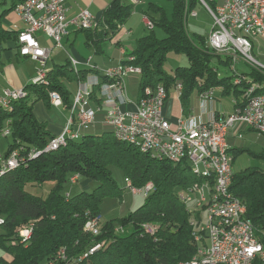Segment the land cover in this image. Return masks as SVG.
I'll return each instance as SVG.
<instances>
[{"label":"trees","instance_id":"1","mask_svg":"<svg viewBox=\"0 0 264 264\" xmlns=\"http://www.w3.org/2000/svg\"><path fill=\"white\" fill-rule=\"evenodd\" d=\"M6 1L0 0V5H5ZM18 1L10 0L0 18L13 12ZM169 1L172 2L170 20L160 8L148 7V12L158 13L157 18L149 16L148 19L163 31L164 38L158 39L152 29L135 41L130 55L135 59L133 64L141 69V75L132 82L131 91L139 95L146 87L162 85L169 93L175 83H181V104L187 107L194 91L198 94L220 88L223 96L233 97V107L240 106L245 83L236 85L227 75L229 58L212 54L203 45L205 39L196 43L187 34L185 10L192 11L197 0ZM130 16L131 6L113 0L99 20V26L106 29L81 32L86 33L98 51L100 44L119 32ZM16 38L17 33L4 30L0 25V54L4 42L16 41ZM168 55L184 56L187 66L167 74L164 64ZM89 74V70L74 72L70 62L66 61L48 72V86L26 85L28 97L15 102L11 112L0 109V129L6 121L11 129L8 146L15 147L17 141L26 148L42 150L54 136L46 130L44 123L36 120L33 106L41 100L50 107L47 93L55 91L60 94L64 108L68 109L71 100L65 85L84 80ZM242 75L253 82L264 83V75L251 68ZM197 81H200L199 85ZM240 132L241 128H235L228 134L236 138ZM83 134L79 141L29 159L0 178V264H49L52 260L55 264H178L189 261L196 245L192 239L190 216L178 200V193L199 179L186 166L154 160L118 141L107 127L96 125ZM228 153L232 163L243 153L264 159V152L255 153L240 146L229 148ZM110 168L119 169L135 189L151 183L153 191L134 211L126 209L122 216L104 221L100 234L92 237L83 233V226L89 218H104L107 211L101 209L102 202L115 199L125 204L123 191L116 185ZM75 175H78V181H92L97 186L90 193L69 196L64 190L73 186L70 179ZM46 183H52V187L45 198L25 190L27 186L41 187ZM230 192L245 205V218L252 223L257 241L264 246V172L252 167L234 173ZM27 223H33L34 227L30 239L21 243L15 230ZM145 224L156 227L152 236L144 233L142 225ZM117 227L125 228L127 232L116 235ZM100 243L104 245L98 251L79 260ZM60 250H64L65 260L57 259ZM252 264H264V260L255 258Z\"/></svg>","mask_w":264,"mask_h":264},{"label":"built area","instance_id":"2","mask_svg":"<svg viewBox=\"0 0 264 264\" xmlns=\"http://www.w3.org/2000/svg\"><path fill=\"white\" fill-rule=\"evenodd\" d=\"M132 1V0H131ZM212 18V25L205 39V48L214 55L229 58V71L233 72V82L239 85L245 83L242 103L233 107L228 114H223L215 103V92H200L197 95L201 113L192 114L191 107L180 109V116L174 124L163 116V107L168 93L162 85L155 88L146 87L133 99L130 96L127 80L129 77H139L141 69L135 66L134 57L120 50L121 58L113 66L100 68L90 64V76L77 82L76 91L67 110L68 118L62 131L54 136L42 150L26 148L15 142L6 152H0V173L6 163H23L42 155L44 149L53 143L75 142L77 134L88 130L97 124L116 130L117 133L128 134L138 140L146 137L148 144L157 153L164 155L166 162L172 165H186L190 171L192 163L202 167L203 180L193 183L181 190L185 203L193 206L198 203L200 194H208L209 179L212 173H220V191L218 199H209V206L198 221H193L192 239L196 251L192 258L178 264H251V256H263L257 247L254 234H247L244 229V204L230 192L232 182V157L228 153L227 136L235 129H247L257 137L264 138V96L251 97V90L264 83L253 82L234 69L238 61H242L249 69L264 75V64L256 61L252 55V45L248 41V32H255L259 40H264V0H197ZM13 12L23 23L24 28L17 32L16 44L18 55L29 58L39 65L32 80L46 78V62L50 50L40 46L37 35L42 34L52 41L53 47L61 49V43L71 30L100 32L105 27L99 26L90 13L80 9L78 14L67 19L65 0H19ZM186 18L196 17V13L186 14ZM144 25L152 30L154 25L144 18ZM106 29V28H105ZM129 34V32H127ZM73 71H78V62L69 59ZM235 72V73H234ZM174 96L181 102V83H175L171 88ZM22 89L5 88L0 92V106H7L10 99H19ZM49 105L55 108L63 107L59 93H47ZM235 105V104H234ZM11 136L9 121L0 129V139L8 140ZM237 138H241L239 133ZM216 159V169H209L208 160ZM196 177V175H193ZM78 181V175L71 177L70 184ZM126 189L137 195L143 189L144 199L153 191V185L148 183L142 189H135L130 181ZM68 195V194H66ZM203 222V231H195V223ZM102 217L89 218L83 233L97 237L102 228ZM32 226H19L15 230L21 243H26L31 236ZM145 234L152 236L156 227L142 225ZM126 229L117 227L116 235H124ZM104 245H94V251ZM94 251L88 255L94 254ZM84 255L81 259L86 258ZM57 259L65 260L64 250L56 254ZM52 260L49 264H55Z\"/></svg>","mask_w":264,"mask_h":264},{"label":"rangeland","instance_id":"3","mask_svg":"<svg viewBox=\"0 0 264 264\" xmlns=\"http://www.w3.org/2000/svg\"><path fill=\"white\" fill-rule=\"evenodd\" d=\"M123 3L131 6V16L124 24V26L119 30V32H117L111 38V40H105L103 43H101L102 54L94 55L95 54L94 49L92 47L90 48L89 54H91L92 57H95V61L98 60L97 62H99L100 59L102 60L112 55L116 41L119 40L121 42L120 43L121 48H123L124 51L131 52V50L135 45V41L150 33V30L147 29L144 25V18L148 19L149 16L157 18L158 13H154L153 11L148 12L149 5H153L155 7L160 8L167 20H170L171 18L172 2L169 0H135V3H133L131 0H123ZM191 10L194 13H196V17L188 16L187 18H185V29L187 31L188 36L192 40H194V42L197 43V40L199 39H206L211 29L212 18L210 17L206 9L199 1L195 2ZM148 20L151 22L150 19ZM126 31H131L132 34L130 36L125 37L124 34ZM153 33L158 39L164 38L163 31L158 27L153 28ZM84 41L82 38H80L76 46L78 47L80 45L81 50L83 52L84 50H86ZM250 42L252 45V52H251L252 57L256 61L264 64V40H259V38H256L254 40L250 39ZM203 45L205 46V42H203ZM55 50H59V49H55ZM8 53L9 54H7V56L4 54L1 55L0 78L5 79V81L9 80L11 83L14 81H18V83H20L21 86L22 84H24L25 81L28 82L27 84L29 83L31 84L30 79L32 76L33 77L35 76L36 69L39 68V65L29 60H23L19 57H16L14 51H9ZM53 58L55 63L58 65L59 63L64 62V55L62 56L59 52L53 53ZM50 62H51L50 60L47 62V68L50 67L51 65ZM186 66H187V62L184 56L168 55L166 57V61L164 64V71L167 74H171L176 68H182ZM47 68L45 69L48 70ZM234 69L236 72L246 73L249 70V67L245 65L242 61H238L234 65ZM218 73L219 75H221V71H219ZM227 75L233 76V72L229 71L227 72ZM199 82L200 81H197L198 85L200 84ZM65 86L71 100L76 91V85L66 84ZM192 98L190 102L191 108L193 109L192 114L194 116H198L201 113L199 101L197 99H194L195 98L194 96ZM232 101H233L232 96H219L215 100V103L217 106L221 107V110L223 112V110L231 109ZM33 115L36 118V120L46 121L48 126L55 127L60 125V123H62L63 120H66L68 116V112L63 107L60 108H55L52 106L48 107L44 104L43 101L40 100L33 106ZM7 147H8V140L0 139V152L2 154L6 152ZM249 149L255 153H259L261 151L257 148H254V146L250 147ZM252 167L264 169V161L261 159H257L247 153H243L236 157L234 163L232 164V172L239 173L246 168H252ZM110 171L112 177L115 180L116 185L123 191V201L125 202V204L118 203V200L115 199H105L102 202L101 209L103 211H107V213L104 215V218H102V223L113 217L122 216L126 209L130 211H134L135 209L140 207L144 202L143 189L140 190L139 194L135 196L132 195L126 189L127 180L124 178L121 171L117 168H110ZM96 186L97 184L92 181L81 179L73 186L66 187L64 192L69 193V196H74L81 192L90 193L93 191V189ZM51 187H52V183H46L43 184L41 187L27 186L25 190L29 194L36 195L41 198H45ZM1 254L2 251L0 250V255Z\"/></svg>","mask_w":264,"mask_h":264},{"label":"crops","instance_id":"4","mask_svg":"<svg viewBox=\"0 0 264 264\" xmlns=\"http://www.w3.org/2000/svg\"><path fill=\"white\" fill-rule=\"evenodd\" d=\"M112 1L113 0H65V5L67 7L66 17H67V19H71L78 14L80 9H84L88 13H90L96 20L99 21L101 19V16H102L104 10L109 6V4ZM119 2L121 4H124L123 0H119ZM9 3H10V0H7L5 5H0V13H2L9 6ZM0 25L4 30H7L9 32H13L14 34H16L18 31H21L24 28L23 23L19 20L18 16L14 12L5 13L0 18ZM127 32H129V34H127ZM131 34H132L131 31H126L124 36L125 37L130 36ZM80 38H82L83 41L85 40L84 45H85L86 50H84V52L81 50L80 45L78 47H76L78 44V40ZM37 40H38L41 47L50 50V56H49L48 61L49 60L51 61L50 62L51 65H50V67L47 68V62L48 61L46 62V65H45L49 71H51L55 66L63 65L66 61H69V59H73L76 62H78V65L76 66L78 71L88 70L87 66L84 64L87 60H89L90 64L93 66H97L100 68L110 67V66L115 65L117 63V61L120 60V58H121L120 50L123 49V48H121V44H120L121 42L118 40L115 43L112 55L108 56L102 60L100 59V61L97 62L98 60L95 61V57H92V55L89 54L90 53L89 51H90V48L92 47L94 49V53H95L94 55L102 54L101 53V51H102L101 50V44H100V49L98 51H96L91 40H89L86 37V33H83L81 31L71 30L70 34L62 40V43H61L62 47L59 50H55L56 48L53 47L52 41L47 39L42 34L37 35ZM105 40H108V39H105ZM3 47H4V50L0 54V60H1L2 54L7 56V54H9L8 53L9 51H14L16 57H19L23 60H29V61L35 63L34 61L30 60L29 58H22L18 55L17 44H16L15 40L10 39V40L5 41L3 44ZM87 49H89V50H87ZM56 52H59L62 56L64 55V62L59 63V65L55 63L54 58H53V53H56ZM124 52L126 54H130V52H126V51H124ZM238 73L242 74L243 72H238ZM221 74H222V71H221ZM88 76H90V75H87L86 78ZM32 78H33V76L31 77L30 80H32ZM135 78L136 77H129L127 80L129 93H130L131 98H133V99L138 97L137 92L133 93L131 91V89H133L132 82L134 81ZM27 83L28 82L25 81L24 84H22V86H21L20 83H18V81H14L11 83L9 80L5 81V79L0 78V92L2 89H5V87L10 88V89H18L21 87L24 88L26 85H28ZM73 85H76V87H77V83H74ZM215 89H216V92H215V98L216 99L219 96H223L222 90L220 88H215ZM197 95L198 94L195 91L192 93V95L189 99V102L187 104V107H191V103H190L191 98L194 96L195 97L194 99H197ZM233 104H234V100L232 101L231 109L223 110V114L230 113L233 109ZM181 106H182L181 102L178 99H176V97L174 96L173 91L171 89L168 93L167 99H166V101L164 103V107H163L164 118L167 121H169L170 123L174 124L180 116ZM187 107H185V108H187ZM220 110H221V107H220ZM67 118H68V116H67ZM67 118H66V120H67ZM66 120H63V122L60 123V125L55 126V127L54 126H48L46 121H39V122H42L45 124L46 130L52 136H57L58 134L61 133L62 128L66 123ZM97 125H99V124H97ZM92 130H94V129H92ZM239 135H241L240 139L237 138V134H236V138L232 137V135L228 134L227 144H228L229 148L240 146L241 148H247L248 149V148L254 146V148L261 150L259 153L264 152V140L257 137L253 132L248 131L247 129H241V132L239 133ZM261 160L264 161V159H261ZM261 170L264 172V169H261Z\"/></svg>","mask_w":264,"mask_h":264},{"label":"bare ground","instance_id":"5","mask_svg":"<svg viewBox=\"0 0 264 264\" xmlns=\"http://www.w3.org/2000/svg\"><path fill=\"white\" fill-rule=\"evenodd\" d=\"M132 2L135 3V0H132ZM186 14H193V11L190 12L186 11ZM256 38H259V36L256 35L255 32H248L249 42L250 39L254 40ZM85 65L87 66V69L90 71V64H85ZM48 72L49 70H46V78ZM74 72H78V71H74ZM48 84H49L48 82L43 80H31V85L33 86H48ZM234 84L238 85L237 82H234ZM206 93H213V90L206 91ZM263 96H264V86H257L251 90V97H263ZM26 97H28L27 92L20 94V100ZM17 101H19V99H10V103H8L7 106H0V109L5 112H11L13 109V104ZM84 131L86 130H82L80 131V133L77 134L76 141H79L82 138V135H84L83 134ZM110 131L115 139H117L120 142L131 145L132 147L136 148L140 153L146 154L150 156L152 159L157 161H166L163 154L157 153L155 148L152 147L151 144H148V141H146V137H138V140H136L133 137H129L128 134L117 133L116 130H112V129H110ZM66 144L67 143H53L49 146V148L44 149V151H42V154L57 151L61 148H64ZM20 166H23V163H6L5 165L2 166V172L0 173V178L3 177L5 174L14 171ZM208 167L209 169H216V159H209ZM190 172L192 175H196L197 179L203 180L202 167H200L199 163H192L190 167ZM219 191H220V173H212L209 179L208 194L199 195L198 203L193 206V210H191V206L188 203H185V201L182 199V196L178 194V200L186 207L187 213L190 216V220H191L190 225L192 228H193V221H198V216H202L204 212L207 210V206H209V199H218ZM245 214H246V208L244 205V220H246V222H244V229L247 232V234H254V228L252 226V223L245 218ZM0 225H1V220H0ZM32 225L34 224L27 223L22 226H32ZM195 231H203V222L195 223ZM101 247H99V249ZM257 247L258 250L261 251V254H263V256H251V264L255 258H260L261 260H264V246L257 241ZM92 251H94V247L90 248L88 252L84 255H88V253Z\"/></svg>","mask_w":264,"mask_h":264}]
</instances>
